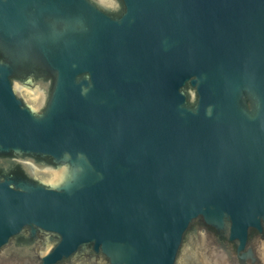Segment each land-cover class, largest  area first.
<instances>
[{
  "label": "water",
  "instance_id": "obj_1",
  "mask_svg": "<svg viewBox=\"0 0 264 264\" xmlns=\"http://www.w3.org/2000/svg\"><path fill=\"white\" fill-rule=\"evenodd\" d=\"M0 264H264V0H0Z\"/></svg>",
  "mask_w": 264,
  "mask_h": 264
}]
</instances>
